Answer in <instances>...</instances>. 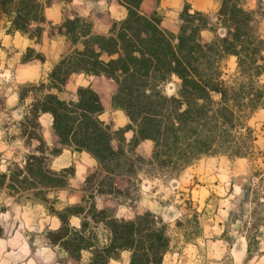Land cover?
Listing matches in <instances>:
<instances>
[{
  "label": "trees",
  "instance_id": "trees-1",
  "mask_svg": "<svg viewBox=\"0 0 264 264\" xmlns=\"http://www.w3.org/2000/svg\"><path fill=\"white\" fill-rule=\"evenodd\" d=\"M119 1L127 6L128 17L115 21L107 35L93 33L92 24L76 12H73L74 19L66 16L59 25V32L68 37L74 48L52 68L48 85L41 82L38 87L34 86L38 93L28 112L34 119L30 125L36 132L30 137L39 141L36 151L41 155L33 154L28 160L39 159L41 165L47 166L44 154L48 147L37 122L45 112L54 116V130L63 146L88 151L97 159L99 169L106 170L110 181L107 189H97L102 193H123L114 185V177L136 172L129 156L136 155L142 163L167 170L170 175H177L202 156H243L246 144L238 133L242 128L249 131L246 120L264 109V83L260 79L264 77V55L261 54L264 36L255 12L246 11L242 0H223L218 15L228 35L221 38L217 34L214 40L204 43L200 33L209 26L207 13L185 8L181 14L183 23L174 33L161 26L159 15L141 12L142 0ZM51 2L0 0V7L10 18V30L39 40L44 30L42 24L46 22L44 9ZM31 22L36 26L30 27ZM226 55L238 58L236 72L228 78L221 65ZM35 58L43 61L45 56L39 53ZM75 72L104 75L117 83L113 101L129 115L126 129L134 131L131 142L123 145L125 130L113 131L100 119L104 106L92 87L78 89V103L52 92V89L62 90ZM173 74L182 81L179 99L163 94V86L172 80ZM216 95L220 96L219 100L214 99ZM23 99L20 95V101ZM185 105L186 110L181 111ZM116 132L121 133L123 142L118 148L113 145ZM24 134H28L27 130ZM146 139L155 142L147 159L136 151ZM59 151L55 149L53 153ZM127 152L133 155L128 156ZM47 173L60 175L50 169ZM96 173L88 176L87 184ZM69 208L74 211L68 209V213L60 214L63 226L51 237L74 258L86 250L92 254L90 264H109V258H120L122 250L134 249L131 264H162L171 238L164 235L167 225L155 230L157 218L152 212L137 215L135 221H118L110 209L98 211L92 202L91 217L96 218L95 212H98L100 220H106L109 231L110 243L102 247L101 240L88 243L89 236L85 238L82 234L90 232L88 222L82 223L80 232L69 228V216L83 213L85 207Z\"/></svg>",
  "mask_w": 264,
  "mask_h": 264
},
{
  "label": "clouds",
  "instance_id": "clouds-1",
  "mask_svg": "<svg viewBox=\"0 0 264 264\" xmlns=\"http://www.w3.org/2000/svg\"><path fill=\"white\" fill-rule=\"evenodd\" d=\"M76 5H83L87 3V10L82 12L81 15L85 18L88 16V11L92 8L99 6L101 10L108 9L107 0H73ZM255 0H253V5ZM245 10H249L245 7ZM48 18L52 19L50 12L47 13ZM73 19L75 17H72ZM126 18V13L117 16L116 19L123 20ZM213 23L216 20L213 19ZM183 23V21H180ZM35 22L30 23V27H35ZM204 36H209V33H202ZM218 34L221 38L228 35V30L226 28L220 27L218 29ZM19 35V33H17ZM0 36H3V32H0ZM264 55V52L261 53ZM5 54L0 52V57ZM236 56H232L233 67H235V62L237 61ZM2 68V65H0ZM52 69L49 67L48 71ZM82 75V74H81ZM261 82L264 83V77H261ZM172 80L174 83L168 84L163 94L171 98L176 96L178 99L180 87L182 86V81L178 76L173 74ZM36 83L40 82V79L35 76L34 73H29L28 71H23L18 75H14L10 70H0V86L7 83ZM44 83H50L49 80L44 79ZM11 92L12 90L9 89ZM74 102H79L78 97L72 98ZM214 99L219 100L220 96L216 95ZM19 102L18 93H13L7 100V105L10 109H15L11 112V116L7 117L0 114V175L6 176L10 181L12 172L18 165L22 170L26 168L28 155L40 156L41 153L33 152V149L39 145V141H33L32 147H26L24 139L20 138V128L19 122L24 119L27 114L25 112V107L31 103L30 100L25 101V106L16 108ZM202 103V101L200 102ZM186 110V105L181 108V111ZM15 121V125L9 128L4 127V123L7 120ZM101 120L105 118L100 117ZM42 128L43 137L49 149L53 147L50 133L48 129L54 123V116L51 113H42L37 121ZM130 121L125 117L121 121L123 126L125 123ZM16 136L15 140L10 143L6 139V136ZM126 138H131L133 133L131 131L125 133ZM149 146H153L154 141H147ZM93 164L96 162L93 160ZM216 161L213 159L211 161L212 167L210 171H214L216 174L210 177V181H219L218 187L215 189L218 196L222 197L218 201V215L217 218L212 222L211 227H205L204 236L196 241L199 245L197 248L194 244L189 243L186 246L182 245L183 255L166 254L163 259V264H245L248 252V240L246 238L247 233L241 234L238 231L242 227V220H237L235 224L231 225V230L227 232V236L232 239L231 244L228 239L221 238L225 233L224 225L230 221V213L237 212L239 203L244 199L245 191L243 184L247 183L244 180L241 183L234 182L235 178L239 175L236 172H230L227 166L226 158L221 159V166L219 168L215 167ZM68 164H61L59 160L53 165H51L52 170L59 173L61 168L68 167ZM85 169L78 168L76 171V177L81 183L84 182L86 176L84 175ZM24 175H27L26 171ZM23 179V176L20 177ZM190 179V176L186 177L183 182L180 180L172 179L167 182L165 186L164 182L161 180L150 181L153 187L158 190L155 193L145 192L144 186L141 185V192L144 193V199L140 202L141 211L139 213L133 212L132 209L124 206L119 209L116 213V219L123 220L124 222L135 221L136 216L144 215V211H150L157 218V223L155 225V230H159L162 226L167 225V229L164 233L166 238H171L176 235V225L177 221L181 223L185 220V208L182 206L183 202L180 200L179 190L182 189L183 183H186ZM72 186L75 187V181H72ZM258 183V181H257ZM229 186L232 188L231 194H229ZM255 186V185H253ZM264 193V189H261ZM205 195H208L206 192ZM48 198L52 199L53 194L49 193ZM60 203L55 205L57 211L62 212L65 207L75 206L79 203V199L76 196L70 199L65 198V193L61 192L59 194ZM261 202H264V195L261 197ZM178 205H181L178 207ZM37 207H42L37 205ZM245 209L251 210L255 207L251 203V197H249V202L244 205ZM0 208L7 209L6 211H0V228L4 229V236H0V264H59V260L68 256L66 251H63L59 245L53 246L49 240H47V233L45 232V225H47V230L49 232L58 233L62 228V221L56 216L44 215L43 219H38L34 213L31 205L29 204H16L15 197L8 195L7 190L0 191ZM97 210H101L99 203L97 204ZM162 218V223L160 222ZM244 219H248L245 215ZM84 216L72 215L69 217L68 226L77 232L81 231L82 221ZM89 223L91 224V219L89 218ZM264 231V229H261ZM43 233V235H41ZM32 234H36L33 238ZM85 238L88 236V232L82 233ZM216 237L215 241L211 239ZM207 240V243H205ZM110 241L108 239L101 240V246H108ZM260 251L264 252V238L260 240ZM134 249H125L120 252L121 261L109 258V264H131V258L133 256ZM81 255L83 257L81 264H90L91 252L81 250ZM185 257L187 259L185 260ZM71 264V262H69ZM247 264H264V256L254 255L251 260H248Z\"/></svg>",
  "mask_w": 264,
  "mask_h": 264
},
{
  "label": "rangeland",
  "instance_id": "rangeland-1",
  "mask_svg": "<svg viewBox=\"0 0 264 264\" xmlns=\"http://www.w3.org/2000/svg\"><path fill=\"white\" fill-rule=\"evenodd\" d=\"M0 10H2L1 7ZM71 11H73L72 8H67V15H71ZM0 13L3 14L4 12L1 11ZM5 16L7 15L5 14ZM1 18L2 15H0V20ZM2 19L5 21L4 17ZM2 25L5 27L7 24L3 22ZM42 26L43 29L46 30L47 34L43 37L41 36L38 40L41 41L40 47L32 48L34 51H29L27 49L21 60L25 61L34 59L36 62H41L42 60L35 58V56H37L39 53H42L40 51V48L46 47V42L50 41L54 34L58 35L60 33L59 25H53L50 22H45ZM59 45V48H67V45L65 46L62 43H60ZM72 50L71 47H69L65 55L70 53ZM0 61L4 63L3 68H0V70H10L14 75H18L22 72L21 68L18 67V64L20 63V54L14 53L13 51L7 56L4 55L3 57H0ZM223 65L226 71V75H228L225 76L226 78L235 74L237 64L235 67L229 66L228 64L224 63ZM171 83H174V81L171 80L167 82L163 86V89H165V87ZM48 84L49 83H47L46 85ZM34 86L38 87L39 84H19L13 82L0 86V114L10 117L11 112L15 110L10 109L7 105V100L13 93H18L19 96V102L16 105V108L25 106L26 100H30L32 102L34 95L38 93L37 91H35ZM9 89H11L12 91L10 92ZM20 95H22V97L24 98L21 101ZM29 108L30 103L25 107V112L27 114L24 116V119L19 122L20 138L24 139L26 147H32L33 141H36L31 139L30 137L33 133L36 132V130L30 125L32 124L34 119L32 117V114L28 112ZM15 123V121L9 119L4 123V127L7 129L11 126H14ZM246 126L250 128L249 131L246 130V128H242L238 133L246 144L245 154L243 156L230 157L224 154L215 156H202L196 159L189 166L181 169V171H179L177 175H170L168 172H166L167 170L162 171L159 169H155L147 162L142 163L141 161L137 160L136 155L129 156L133 154L131 152H127L128 156L134 162V169L136 172L128 174V177L131 180L129 190L124 195L118 196L120 199V203L128 206L133 210V212L138 213V211L142 210L140 207V202L144 199V193L141 192V178L139 177L140 175H143L144 177H147L152 181L161 180L164 182L165 186H167V182L169 180L176 179L183 182L186 177L190 176V179L186 183H183L182 189L179 190L180 200L183 202L182 206L185 208L186 212L185 220L183 223L177 221V234L171 237V243L166 254H178L182 256V245L186 246L189 243L194 244L197 248L199 247V245L196 244V241L204 236L205 227H211L212 222L217 218L219 207L218 201L222 199V197L218 196L215 191V189L219 185V181H210V177L216 174L214 171L209 170L210 167H212L211 161L215 159V167L219 168L221 166V159L226 158L229 171L239 173L234 182L241 183L244 180H247V183L243 184L245 195L244 199L238 205V214L236 212L230 213V221L224 225L225 233L221 238L228 239L229 243L231 244L232 239L227 236V232L231 230L232 224H235L237 220H242V227L239 228L238 231H240L241 234H244L245 232L247 233L246 238L248 240L249 252L248 257L245 260V264H247L248 260H251L254 255L258 254V256H264V252L260 251V240L261 238H264V231H261V229H264V202H261V197L262 195H264V193L261 192V189H264V110L259 109L251 117H249L246 120ZM26 130L28 134H24V131ZM121 137V133L118 134L116 132L114 142L118 146L119 144L122 145L123 143L120 141ZM16 138L17 137L14 135L6 136V139L9 141V143ZM125 144L127 143H123V145ZM36 147L33 149V152H39L36 151ZM125 148L129 149L127 145L125 146ZM55 149L57 148L49 149V151L47 149V151L45 152L44 156L47 157L45 160L47 164L46 167L45 165L40 164L39 159L28 160L29 156H31L28 155L26 157V159L28 160L26 168L22 170L17 165L15 167V170L12 172L10 181L6 178V176L0 175V191L7 190L8 195L15 197V199H18L19 202H27L28 199L33 198H37L42 202H45V193L47 187H58L60 185H63L68 174H71L72 172L71 168H68L65 171L59 172L58 174L60 175L57 176H50V174L47 173V169H50L48 153L54 154L53 151ZM152 150L153 146L151 151L146 154L144 153V150H142V152H138V150L136 149L137 153L146 159L152 155ZM25 171L27 175H24ZM21 176H23V179H20ZM109 181L110 180L108 179L106 170L104 168H100L97 170L95 178H93L91 182L86 184V202L83 207L87 209L89 214L91 211V203L95 202L93 200V192L98 188L107 189ZM49 183L53 184L50 185ZM150 189L151 193H155L158 190L153 186ZM206 192L208 193V195H205ZM228 192L229 194H231V186H229ZM249 197H251V203L255 205V207L251 208L250 212L244 207V205L249 202ZM180 206L181 205H178V207ZM51 208L59 215H64L68 213V211H74L69 207H65L62 212L57 211V209H55V207L52 205ZM1 209L6 210L4 208ZM117 212L118 211L113 210L111 214L116 217ZM95 213L97 214V217L90 218L91 224L89 223V219L85 220V222H88L90 226V234H88L89 239H87L88 243H94L98 239H105V229L107 227L106 220L101 221V215L98 212ZM245 215L248 216V219H244ZM52 233L53 232H49L51 241ZM211 239L214 242L216 237H212ZM205 243H207V240H205ZM186 259L187 257H185V260ZM119 260H122L121 256Z\"/></svg>",
  "mask_w": 264,
  "mask_h": 264
},
{
  "label": "crops",
  "instance_id": "crops-1",
  "mask_svg": "<svg viewBox=\"0 0 264 264\" xmlns=\"http://www.w3.org/2000/svg\"><path fill=\"white\" fill-rule=\"evenodd\" d=\"M223 0H142L140 4V10L145 15H153L157 14L161 18V26L169 31H172L174 33H177L180 29V21H181V14L184 11L185 8H189L190 12H203L207 13L210 16L209 20V26L204 28L200 33V38L202 42L208 43L214 40L216 35L218 34V29L222 26L221 20L219 18L218 12L222 6ZM95 3L96 0H93ZM108 6L111 9L110 11L108 9L101 10L99 6L92 8L90 11H88L87 20L92 24V31L95 34L99 35H107L110 32V29L112 27V24L115 21H120L116 19L117 16L123 15L126 13V18L128 17L129 10L125 4L120 2L119 0H107ZM242 4L244 7H247L249 10H252L255 12L256 19L258 21L259 29L262 35L264 36V0H255V4L253 5V0H242ZM67 8H72L73 11H71V15H67L66 10ZM87 10V3L83 5H76L73 3V0H52L51 4L47 5L44 9V15L46 17V22H50L53 25H60L64 18L66 16H73V12L78 13L80 16L82 12ZM2 10H0L1 12ZM50 12L52 15V19L48 18L47 13ZM2 18H5V21L1 18L0 20V32H3V36H0V52H3L5 56H7L9 53L13 52L20 54V63L18 64V67L21 68L23 71H28L29 73H34L36 77L40 79V82H43L44 79H48V76L50 72L48 71V68L51 69L60 61V59L66 54L69 47H71V50L74 48L71 41L68 39V37L65 34L59 33L58 35L54 34L52 39L48 42H46V47H41L40 51L45 56V59L41 62H36L34 59L32 60H21L22 56L25 54V51L28 48H39L41 45V41H38L37 38H30L28 35L23 34L20 31L17 30H10L11 27V21L10 18L5 16V14H1ZM83 17V16H82ZM85 18V17H84ZM213 19L216 20V23H213ZM124 20V19H123ZM5 22L7 25L4 27L2 23ZM44 25V23L42 24ZM224 28V27H223ZM207 32L209 33V36H204L202 33ZM19 33V35H17ZM47 34L46 30H43L42 37ZM50 34V33H49ZM62 43L65 46L67 45V48L64 47L59 48V44ZM81 46L80 44L78 45ZM235 55H226L223 57L221 61V65L224 69L225 76L226 71L224 68V64H228L229 66H233V61L231 60V57ZM237 57V56H236ZM237 64V61L235 62V66ZM0 65H2V68L4 66V63L0 61ZM82 74V75H81ZM39 82V83H40ZM92 87L99 95L102 101V104L104 106L103 112L99 115V117L103 116L105 119L102 120L106 124L110 125L112 130H125V133L131 131L133 133V136L129 139L126 138L124 133L125 142L129 143L134 137V131L133 130H127L126 127L130 123H125L123 126L121 125V121L123 118H127L130 121L129 115L127 112H125L123 109L118 108L115 106L113 97L117 90V83L107 78L104 75H94V74H87V73H72L67 80L66 85L64 86V89L57 90L52 89V92L57 94L60 98L65 100H73L72 98L78 97V89L80 87ZM264 110V109H262ZM48 113V112H45ZM42 136L44 129L41 126ZM50 133V138L53 144V148L60 149V151L56 154L48 153L49 154V167L52 170L51 165L55 164L57 160L60 161L61 164H68L69 166L66 168H61L60 172L67 170L68 168H71L72 172L71 174H68V176L65 179V182L63 185L60 186H48L46 189V200L45 202L33 198L28 199L27 202H19L18 199H15L16 204H29L31 205L33 209L34 215L38 219H43L44 215L47 216H56L60 220V215L56 213L54 210H52L51 205L55 207L58 203H60L59 200V194L61 192L65 193V198L70 199L73 196L78 197L79 203L77 205H84L86 202V184H87V178L93 173H96L99 169V163L97 159L88 151L86 150H76L74 147L71 146H63L60 143L59 137L56 134L54 130V126L52 125L50 129H48ZM44 138V137H43ZM150 139L143 140L139 143L137 150L138 152H142L144 150V153H149L152 149V146H149L147 144V141ZM152 141V140H151ZM47 145V143H46ZM113 145L115 148H117L118 145L113 141ZM48 147V146H47ZM49 151V148H48ZM95 161L96 163L93 164L92 161ZM78 168H84L85 172L84 175L86 176V179L83 183L79 181V179L76 177V171ZM140 184L144 186L145 192H151L152 184L150 181L151 179L144 177L143 175L139 176ZM72 181H75L76 186H72ZM131 180L128 176L124 175H115L114 177V185L118 187L120 190L123 191L125 194L130 187ZM53 194V198L49 199L48 194ZM119 194L124 195V194ZM118 195L110 194V193H102L99 192L97 189L93 192V200L95 201L96 207L97 204L101 206V209H110L111 212L119 211L121 207L126 206L125 204L120 203ZM92 200V201H93ZM53 202V203H52ZM37 205H40L42 207H37ZM128 207V206H126ZM129 208V207H128ZM139 208V207H138ZM56 209V207H55ZM7 210V209H6ZM2 210L0 208V211H6ZM140 211H138L139 213ZM144 212H147L146 210ZM76 216H84L85 222L86 219L92 218L91 214L88 213L87 209L81 214H71ZM69 216V217H70ZM62 221V220H61ZM63 224V223H62ZM105 239L109 236V231L105 229ZM45 232L47 233V240L51 242L53 246L59 245L57 243H53L51 241V238L49 236V231L47 230V225H45ZM36 234H32L33 238H35ZM43 235V233H41ZM0 236H4V229L1 228ZM59 247L64 250L60 245ZM86 251V250H85ZM68 256L65 258H62L59 260V264H81V261L83 259L82 255L79 258H74L70 255L68 251ZM92 256V254H91ZM91 259V258H90ZM118 259H114L117 261H120Z\"/></svg>",
  "mask_w": 264,
  "mask_h": 264
}]
</instances>
